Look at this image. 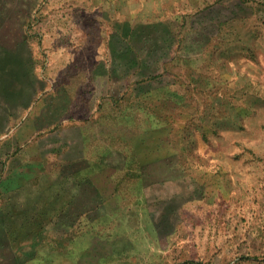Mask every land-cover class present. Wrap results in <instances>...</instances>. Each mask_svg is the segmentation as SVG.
<instances>
[{
  "label": "rangeland",
  "instance_id": "rangeland-1",
  "mask_svg": "<svg viewBox=\"0 0 264 264\" xmlns=\"http://www.w3.org/2000/svg\"><path fill=\"white\" fill-rule=\"evenodd\" d=\"M0 49V264H264V0H0Z\"/></svg>",
  "mask_w": 264,
  "mask_h": 264
},
{
  "label": "trees",
  "instance_id": "trees-1",
  "mask_svg": "<svg viewBox=\"0 0 264 264\" xmlns=\"http://www.w3.org/2000/svg\"><path fill=\"white\" fill-rule=\"evenodd\" d=\"M162 29L165 30L166 36L164 37H161V34L159 32L158 33L153 32L152 31L153 29L151 28L149 30H146L148 32H143V31L139 32L138 30L140 29L138 30L130 29L129 31H127L128 32L127 33L128 43H126V45L124 46L125 48L124 70L120 77L128 78L131 75H136V78L132 81V84L135 85V88L137 86H142L144 83L151 82L153 79H156L159 76L160 67L162 68L163 66H165V62L167 61L166 59L169 53L172 52L173 45L177 42L175 41L176 40L175 32H172L166 26L163 27ZM162 35H164V33ZM136 41H138V43H136ZM136 44L139 45V47H137ZM164 46H166V49L162 48ZM4 49H5V52L3 53L8 54L7 48H4ZM9 54L11 58V56L13 55V52L10 51ZM120 61L121 60L118 61L117 63L118 65ZM9 68L11 69V72L13 73L15 72V68L13 64H11V67ZM28 68H29L28 66L26 67L21 66L22 73L23 71H25V73L28 75V71H29ZM26 78L28 80V77ZM13 82L14 81H11V82L6 81L5 83H0V116L2 115L4 116V118H9V119L13 117L12 111H13V106L15 104V100L12 98ZM169 96L172 97V95H169ZM110 97L111 99L112 98L116 99L114 93ZM122 98L124 97L122 96L121 99ZM113 153L114 152L109 153L110 155L108 157V160L112 159ZM117 164L115 165V168H114L115 170H112V171H115V172L118 171L119 168L117 166H119L120 163H117ZM96 194L97 193L95 192V195ZM99 196L100 198L103 197V195L102 196L99 195ZM98 200H99L98 197H95L96 202H94L93 204L96 205ZM96 206L100 207L101 204L96 205Z\"/></svg>",
  "mask_w": 264,
  "mask_h": 264
},
{
  "label": "crops",
  "instance_id": "crops-1",
  "mask_svg": "<svg viewBox=\"0 0 264 264\" xmlns=\"http://www.w3.org/2000/svg\"><path fill=\"white\" fill-rule=\"evenodd\" d=\"M158 128H160V127H158ZM158 128H157V129H158ZM162 128H163V127H162ZM117 165H118V164H117ZM117 167L119 168V169L117 168L118 171H120V169H123V168H122L123 166H117ZM121 171H123V170H121ZM116 174H118V172H116ZM116 174H115V176H116ZM115 178H117V176H116ZM114 197H116L115 192H114V194L112 195V198H114Z\"/></svg>",
  "mask_w": 264,
  "mask_h": 264
}]
</instances>
